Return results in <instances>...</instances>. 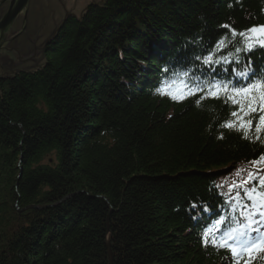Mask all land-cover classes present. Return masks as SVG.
<instances>
[{"label":"trees","instance_id":"16d2710c","mask_svg":"<svg viewBox=\"0 0 264 264\" xmlns=\"http://www.w3.org/2000/svg\"><path fill=\"white\" fill-rule=\"evenodd\" d=\"M253 28H264V0L91 2L67 16L41 65L0 77V264H234L214 241L264 224L261 202L244 196L264 161V112L251 109L249 124L232 91L206 94L185 75L213 45L238 48L230 69L245 70L262 49L233 32ZM173 81L195 94L152 87ZM261 249L237 264H264Z\"/></svg>","mask_w":264,"mask_h":264},{"label":"rangeland","instance_id":"374dc122","mask_svg":"<svg viewBox=\"0 0 264 264\" xmlns=\"http://www.w3.org/2000/svg\"><path fill=\"white\" fill-rule=\"evenodd\" d=\"M101 1L103 0H27V3L24 6L26 10L27 35L23 31L19 32L17 36L15 35L10 40L7 48H13V45L15 44V49L18 54L22 56L30 55L34 51V46L31 41L34 42L35 48H38L43 44L42 42L51 35L63 18L65 21L68 15L74 14L79 16L88 3H99ZM9 2L10 0H3L0 3V19L5 14ZM21 25L22 17L18 15L10 24L8 34L17 32L21 28ZM62 25L63 23L61 26ZM61 26L59 30L61 29ZM59 30L55 36L58 34ZM52 39L42 47L36 55L13 65L12 68L7 61L1 63L0 77L7 76L20 69L30 70L41 65L44 58V50L46 49V46L52 42ZM35 61L37 63H35Z\"/></svg>","mask_w":264,"mask_h":264},{"label":"snow or ice","instance_id":"6c2138e0","mask_svg":"<svg viewBox=\"0 0 264 264\" xmlns=\"http://www.w3.org/2000/svg\"><path fill=\"white\" fill-rule=\"evenodd\" d=\"M251 33H256L259 31L261 34L259 43L264 46V28L256 29L253 28L249 30ZM233 35H240L241 37H245V33H235L233 32ZM219 45H223V41L218 42ZM251 45H249L250 47ZM239 51V49H237ZM218 60H215L213 58V55L210 53L207 57L203 59V63L206 65L211 66L214 63H218ZM166 91H162L161 94L163 95H168L170 98L174 100H180L185 98L186 95H194V92H190L188 89V86L183 82V81H173L171 85H165ZM220 90L227 91V86L226 85H213L212 88L209 89L210 94L212 95H218ZM259 93V100L264 101V79L260 80L258 83H253L250 87H245L244 89H241L237 92L238 95H244L248 96L249 94L252 95V99H255V93ZM233 103H238V101L233 100ZM241 111H243V107H241ZM233 116H236L237 113L233 112ZM250 123V121H249ZM260 123L264 124V116L260 117ZM226 126L232 127L233 125L231 123L227 124ZM243 126V123L241 124ZM261 129L257 127V131L259 132ZM261 160H264V156L261 157ZM254 163H259V162H254ZM252 179H257V177L252 176L249 174V180ZM247 183V181L245 182ZM240 187H243L241 185ZM240 194L237 193V196ZM244 196L250 200L253 201L255 204L257 201H260L261 207H264V176H260L257 180V185L253 186L251 188H248L246 191H244ZM242 207H247V205H243ZM217 223H223L222 220L217 221ZM218 230V229H217ZM211 231V230H209ZM209 233L206 232L205 236L207 237ZM248 229L247 227L244 229H233L230 230L229 232L225 233V235L221 238L219 242H215L217 247H224L228 248L229 251L232 252L234 256L238 254L239 251H244L247 250V237H248ZM207 242V241H206ZM261 250H264L262 248Z\"/></svg>","mask_w":264,"mask_h":264},{"label":"water","instance_id":"95a60500","mask_svg":"<svg viewBox=\"0 0 264 264\" xmlns=\"http://www.w3.org/2000/svg\"><path fill=\"white\" fill-rule=\"evenodd\" d=\"M2 1L3 0H1L0 3ZM26 3H27V0H10L5 14L0 19V52H1L0 65L4 61H7L8 64L12 68L13 65L29 59V58L33 57V55H36L39 52V50L42 49V47H44L55 36V34L57 33L61 24L64 21V18H63V20L58 24V26L54 29V31L51 33V35L48 38H46L45 42L41 46H39L38 48H35L34 42L31 41L33 43V46H34V51L30 55L22 56V55L18 54V52L16 51L15 44L13 45V48H7V46L9 44L10 40L15 35L17 36V34L19 32L23 31L27 35V32H26V10L24 7ZM18 15H20L22 17L21 28L13 34H8V29H9L10 24L14 21V19Z\"/></svg>","mask_w":264,"mask_h":264},{"label":"bare ground","instance_id":"6f19581e","mask_svg":"<svg viewBox=\"0 0 264 264\" xmlns=\"http://www.w3.org/2000/svg\"><path fill=\"white\" fill-rule=\"evenodd\" d=\"M45 40H44V42H45ZM44 42H42V43H44ZM150 46H152L151 43H150ZM126 49H130V45H126ZM206 49L209 50V51H215L217 49V45H213L212 47H207ZM151 53H154V50H152ZM198 53L199 52L197 51V52H194L193 54L194 55H197ZM174 54H178V53H174ZM147 57L148 58H151V54H150V56H147ZM35 63H37V62L35 61ZM140 66L141 67H138L137 68V72H136V75H135L136 80H138V83L137 84H141L142 82L146 81V79L148 78V76H147L148 69L146 68L145 63L140 64ZM155 67H156V65H155ZM173 70L179 71L178 67L177 68H174ZM208 72L210 74H215L216 73L215 71H212L210 69H208ZM203 77H207V76H203ZM170 78H171V75L167 71H162L161 73H158L156 71V76L155 75L153 76V79H158V81H164V83H166L167 81H169ZM124 79H125V77H124ZM199 79H200V77H198L197 80H196V83L198 85H211V84L219 83L220 81L221 82L224 81V80H219V81H214V82H205V81H202V80H199ZM164 83H158V82L152 83V87L154 85H156L158 88L163 89V88H165V85H163ZM131 85H132V83H130V82L127 84V86H131ZM167 85H169V84H167ZM189 85H194V84H189ZM141 87H143V86H141ZM225 197H226V195L223 194L222 195V198L224 199ZM227 206L228 205H226L225 207H227ZM238 218H239V216H238Z\"/></svg>","mask_w":264,"mask_h":264}]
</instances>
